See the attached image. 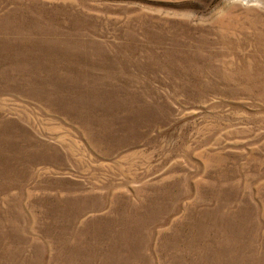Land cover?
I'll use <instances>...</instances> for the list:
<instances>
[{"label": "rangeland", "instance_id": "1", "mask_svg": "<svg viewBox=\"0 0 264 264\" xmlns=\"http://www.w3.org/2000/svg\"><path fill=\"white\" fill-rule=\"evenodd\" d=\"M0 264H264V0H0Z\"/></svg>", "mask_w": 264, "mask_h": 264}]
</instances>
